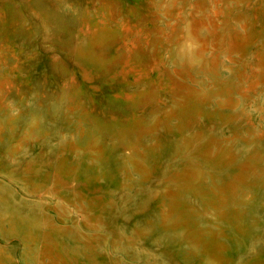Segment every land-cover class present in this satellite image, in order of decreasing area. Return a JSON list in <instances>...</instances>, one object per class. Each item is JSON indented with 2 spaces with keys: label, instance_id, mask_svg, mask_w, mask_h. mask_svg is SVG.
<instances>
[{
  "label": "rangeland",
  "instance_id": "374dc122",
  "mask_svg": "<svg viewBox=\"0 0 264 264\" xmlns=\"http://www.w3.org/2000/svg\"><path fill=\"white\" fill-rule=\"evenodd\" d=\"M0 264H264V0H0Z\"/></svg>",
  "mask_w": 264,
  "mask_h": 264
}]
</instances>
